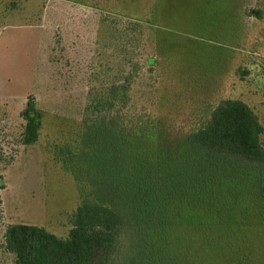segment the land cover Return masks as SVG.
Returning a JSON list of instances; mask_svg holds the SVG:
<instances>
[{
    "label": "rangeland",
    "instance_id": "1",
    "mask_svg": "<svg viewBox=\"0 0 264 264\" xmlns=\"http://www.w3.org/2000/svg\"><path fill=\"white\" fill-rule=\"evenodd\" d=\"M127 84L112 110H93ZM29 97L42 118L38 140L24 144ZM228 99L245 101L264 126V0H0V264H14L10 224L66 238L77 209L102 198L76 161L61 159L86 148V118L150 127L187 166L189 136ZM222 166L223 179L242 184L219 210L264 264V165ZM191 200L177 198L176 221L208 220ZM233 255L219 264H235Z\"/></svg>",
    "mask_w": 264,
    "mask_h": 264
},
{
    "label": "trees",
    "instance_id": "2",
    "mask_svg": "<svg viewBox=\"0 0 264 264\" xmlns=\"http://www.w3.org/2000/svg\"><path fill=\"white\" fill-rule=\"evenodd\" d=\"M120 88L129 84L111 86L110 95L99 97L93 110H112ZM22 116L23 143L33 144L42 118L34 97L28 98ZM86 123V148H67L61 159L76 161L78 172L87 173L102 198L77 209L66 238L43 226L10 224L5 247L14 254V264H219L231 250L237 254L235 264H253L248 247L252 241L243 245L236 238L237 228L228 225L233 218L224 219L219 210L230 205L228 190L242 184L223 179L218 171L222 165H264V126L245 101H223L208 125L189 136L182 157L187 166L173 149L155 142L150 127H128L103 115L86 118ZM181 195L192 199L208 220L193 224L189 216L188 222H177Z\"/></svg>",
    "mask_w": 264,
    "mask_h": 264
}]
</instances>
